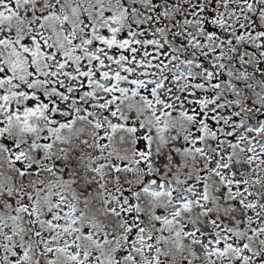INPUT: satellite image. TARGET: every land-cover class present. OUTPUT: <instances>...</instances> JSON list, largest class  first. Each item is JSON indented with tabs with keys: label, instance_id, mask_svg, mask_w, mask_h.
Masks as SVG:
<instances>
[{
	"label": "snow or ice",
	"instance_id": "obj_1",
	"mask_svg": "<svg viewBox=\"0 0 264 264\" xmlns=\"http://www.w3.org/2000/svg\"><path fill=\"white\" fill-rule=\"evenodd\" d=\"M0 264H264V0H0Z\"/></svg>",
	"mask_w": 264,
	"mask_h": 264
}]
</instances>
